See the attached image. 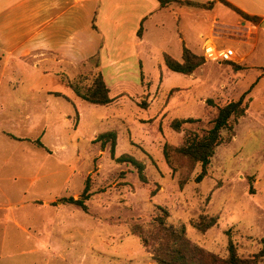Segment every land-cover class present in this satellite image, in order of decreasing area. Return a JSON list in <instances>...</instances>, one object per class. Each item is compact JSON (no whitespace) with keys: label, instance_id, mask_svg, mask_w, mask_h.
I'll use <instances>...</instances> for the list:
<instances>
[{"label":"rangeland","instance_id":"obj_1","mask_svg":"<svg viewBox=\"0 0 264 264\" xmlns=\"http://www.w3.org/2000/svg\"><path fill=\"white\" fill-rule=\"evenodd\" d=\"M231 1L264 15V0ZM182 8L187 14L180 12V21L167 8L154 14L151 45L140 47L141 62L126 47V65L104 68L106 75L125 80L105 81L112 91L110 104H91L73 92L72 103L23 90L13 96L12 121L0 128V264H156L135 230L148 232L164 211L207 251L224 257L230 242L243 257L260 251L264 19L240 20L218 4L216 14L233 25L214 26L202 38L208 12L196 5ZM179 34L185 36L180 44ZM209 39L234 48V60L205 58L202 48ZM183 46L205 59L191 74L171 71L163 62L164 52L181 61ZM93 63L82 71H95ZM241 97L247 110L233 130L223 132L224 142L200 181V164L192 168L187 158L172 154L171 163L165 159L166 144L180 146L189 132L210 128L219 107ZM42 100L46 113L38 107ZM66 108L71 117L61 128ZM187 118L194 121L180 130L172 127L174 119ZM106 133L111 134L100 137ZM75 194L85 209L67 201ZM201 215H214L217 223L204 232L194 228Z\"/></svg>","mask_w":264,"mask_h":264},{"label":"crops","instance_id":"obj_2","mask_svg":"<svg viewBox=\"0 0 264 264\" xmlns=\"http://www.w3.org/2000/svg\"><path fill=\"white\" fill-rule=\"evenodd\" d=\"M213 1L212 8H202L208 12L205 20L209 22L208 31L199 34L202 38L206 33L211 35L214 26L229 29L233 25L215 12L218 4L233 9L220 0ZM226 1L255 15L231 0ZM187 2L205 3L199 0H0V67L3 68L0 71V128H4L8 120L12 121L8 117L13 109L12 99L22 90L39 94L41 99L60 97L74 102L76 94L63 82L62 74L74 77L89 66L92 59L98 61L97 69L105 81L124 82L114 74L106 75L104 68L126 65V47L133 52L134 59L141 62L140 47L151 45L148 34L154 14L167 8L180 21V12L187 14L182 7L194 6ZM175 7L180 11H175ZM256 16L264 19V15ZM161 23L165 24L163 18ZM178 37L179 44L185 42L184 35ZM210 40L221 48L215 39ZM25 82L29 84L24 85ZM44 101L38 107L46 113ZM70 117V110L64 109L59 119L61 128L68 127ZM44 131L46 128L43 134ZM39 143L42 146V142ZM73 198L77 199L76 194ZM63 204L59 202L58 207Z\"/></svg>","mask_w":264,"mask_h":264},{"label":"trees","instance_id":"obj_3","mask_svg":"<svg viewBox=\"0 0 264 264\" xmlns=\"http://www.w3.org/2000/svg\"><path fill=\"white\" fill-rule=\"evenodd\" d=\"M220 1L235 10L245 20L257 22L260 18L256 15H249L226 0ZM187 4L210 9L214 5V1L208 3L187 2ZM93 60L90 61L92 62ZM163 62L171 71L191 74L205 63V59L184 46L181 61L165 52L163 54ZM93 64L96 70L89 74L84 71L74 77L62 74L63 82L86 102L102 106L108 105L113 101L110 95L111 90L106 84L102 73L97 69L99 66L98 61L94 60ZM236 67H239V65H236ZM91 70L93 69L91 68ZM246 110L247 105L244 103V97L219 107L210 128L201 132H189L185 135L184 142L180 146L171 148L166 144L163 149L165 159L171 163V157L174 155L187 158L192 168L196 164H200L201 172L196 178L197 181H200L207 172V167L215 154L216 148L224 142L223 132L233 130L235 121L243 116ZM193 121L194 119L192 118L174 119L172 127L180 130L184 124ZM110 134H101L100 137ZM114 147L115 144L113 143L112 149ZM87 191L88 185H86L84 194L87 195ZM67 201L84 206L83 208L85 209L84 201L81 199L71 197ZM216 223V216L201 215L192 222V225L194 228L204 232ZM135 233L140 236L143 245L149 251L156 264H263L264 260V238L261 240L262 247L260 251L252 256H240L236 245L230 242L227 255L222 257L192 242L187 235V228L184 224H173L168 221L167 211L154 218V226L148 232L143 233L139 227L135 230Z\"/></svg>","mask_w":264,"mask_h":264},{"label":"built area","instance_id":"obj_4","mask_svg":"<svg viewBox=\"0 0 264 264\" xmlns=\"http://www.w3.org/2000/svg\"><path fill=\"white\" fill-rule=\"evenodd\" d=\"M204 57L216 61L234 60L235 50L231 47L218 48L213 40H206L203 46Z\"/></svg>","mask_w":264,"mask_h":264}]
</instances>
